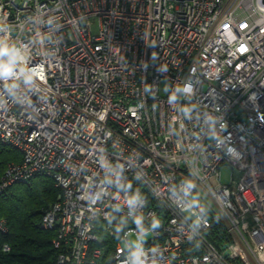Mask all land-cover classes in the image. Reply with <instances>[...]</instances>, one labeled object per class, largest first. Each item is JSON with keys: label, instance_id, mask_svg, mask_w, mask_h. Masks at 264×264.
<instances>
[{"label": "built area", "instance_id": "obj_1", "mask_svg": "<svg viewBox=\"0 0 264 264\" xmlns=\"http://www.w3.org/2000/svg\"><path fill=\"white\" fill-rule=\"evenodd\" d=\"M0 140L56 264H264V0H0Z\"/></svg>", "mask_w": 264, "mask_h": 264}, {"label": "trees", "instance_id": "obj_2", "mask_svg": "<svg viewBox=\"0 0 264 264\" xmlns=\"http://www.w3.org/2000/svg\"><path fill=\"white\" fill-rule=\"evenodd\" d=\"M22 154L0 140V180L11 163H20ZM59 195L54 179L38 176L28 184L14 185L0 196V217L8 221V231L0 232V264H56L57 251L53 247L55 232L46 231L41 222ZM212 221L208 239L218 248L226 247L230 241L226 227L219 218ZM116 237L104 241L106 253L103 264H108L116 252L117 242L130 225L116 219ZM10 253L4 251V246Z\"/></svg>", "mask_w": 264, "mask_h": 264}, {"label": "rangeland", "instance_id": "obj_3", "mask_svg": "<svg viewBox=\"0 0 264 264\" xmlns=\"http://www.w3.org/2000/svg\"><path fill=\"white\" fill-rule=\"evenodd\" d=\"M22 157H23V156H22ZM221 173H222V181H223L224 184H227V185L231 183L233 177L235 178V180H239V179H240V174H239L237 171H235L233 168H230V167H225V168H223V169L221 170ZM35 178H36V177H35ZM35 178H34V179H35ZM1 180H2V178H1ZM1 180H0V181H1ZM4 194H5V192L2 193V194H0V196H2V195H4ZM43 218H44V217H43ZM43 218H42V220H43ZM0 221H2V223L6 225L7 230H8V221H7L5 218H3V217H0ZM41 223H42V222H41ZM0 232L3 233L2 230H0ZM129 239H130V242H131V244L133 245V247H134V248H137V247H138V240H137L136 235H135V234H130V235H129ZM151 239H152V235H151V234L146 235V236H143V241H145V242H148V241H150ZM101 240H102V239H101ZM6 246H7V245L4 246V251H5V247H6ZM9 249H10V248H9ZM5 252L10 253V250H9V251H5ZM57 253H58V252H57ZM57 259H58V254H57ZM57 259H56V262H57Z\"/></svg>", "mask_w": 264, "mask_h": 264}]
</instances>
